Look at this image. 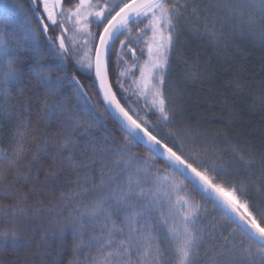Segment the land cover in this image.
<instances>
[{"label":"snow or ice","instance_id":"6c2138e0","mask_svg":"<svg viewBox=\"0 0 264 264\" xmlns=\"http://www.w3.org/2000/svg\"><path fill=\"white\" fill-rule=\"evenodd\" d=\"M191 3L12 0L22 22L13 30L0 25V97L7 103L15 92L23 110L15 113L10 146L0 147V248L23 247L28 232L35 231L30 217L46 208L53 214L54 264H62L69 232L68 264H199L206 236L212 235L203 226L207 209L195 199L199 194L234 225L219 246L211 247L209 264H221L225 256L226 264H264V196L254 201L250 195L253 188L264 192V155L256 160L237 152L226 158L214 146L201 147L192 130L177 122L178 111L165 93L177 26ZM214 7L221 28L208 27L206 20L205 31L217 42L224 40L225 23L239 35L264 40V0H216ZM191 12L203 14L196 7ZM82 74L92 77L88 85ZM112 75L125 93L137 97L134 103L143 101V108L118 98ZM33 77L42 92L29 88ZM97 85L103 114L124 134L119 143L93 135L99 118L85 107H72L67 94L87 105V89ZM29 90L34 94L27 95ZM141 147L143 154L133 152ZM49 157L45 181L39 182ZM65 160L76 172L72 186L55 201L29 203L60 179ZM48 238L45 230L42 239ZM47 255L52 253L26 251L21 264Z\"/></svg>","mask_w":264,"mask_h":264},{"label":"trees","instance_id":"16d2710c","mask_svg":"<svg viewBox=\"0 0 264 264\" xmlns=\"http://www.w3.org/2000/svg\"><path fill=\"white\" fill-rule=\"evenodd\" d=\"M215 3L216 0H192L186 15L180 18L174 46L170 52V69L166 77L165 93L172 101L171 106L178 111L177 122L183 123L192 130L196 143L201 147L214 146L222 151L226 158H231L240 152L246 158L259 160L260 156L264 155V40H261L259 35H239L236 30H231L230 28L233 27L227 23L223 26L224 40L217 42L213 39L205 31V21L207 20L208 27L215 23L218 31L220 30L221 18L220 14L216 13ZM192 7H196L203 14L193 15ZM21 22L18 10L12 6L10 0L6 5H0V25H6L9 30H13L18 29ZM196 26H199V31L196 30ZM116 46H119L118 41ZM144 59L146 55L140 57L141 62ZM58 62L55 61V63ZM72 71V68L68 69L69 76ZM112 71H115V65ZM189 72L194 75L189 76ZM91 78L86 74L80 77L85 85L89 84ZM27 83L30 89L34 87L43 91L42 86L36 83L35 77ZM111 83L118 98L128 97L124 100L125 103L143 108L142 100L134 103L137 97L132 96L131 92L125 93L116 84L115 75H112ZM125 87H128V82ZM87 90L91 97L87 105L84 101H78L71 92L67 93L72 107L75 108L78 105L85 107L99 118L100 123L90 130L93 135L100 138L106 137L109 141L121 142L124 134L110 118L103 114L105 105L102 98L96 95L98 86L95 89L88 87ZM26 94L34 93L29 90ZM22 104L23 100L17 98L15 92L7 103L0 97V147L10 146L12 133L17 123L15 113L23 110ZM12 105H15V108H12ZM5 108L9 109L7 113L4 111ZM152 119L155 117L153 116ZM49 131L55 132L56 129H49ZM80 139L86 140L88 137L81 136ZM144 151L143 147L133 149V152L140 154ZM82 152L83 147L77 151V159L81 158ZM51 162L50 157L44 161L45 168H42L39 173V182L45 181L46 167ZM63 165L65 171L61 172L60 179L55 184L49 182L46 188L40 190L44 192V195L41 196L38 191L29 203L38 198L55 201L60 191H67L68 187L72 186L69 182L75 180L76 172L69 167L68 161H63ZM253 171H255V177L260 175L257 169ZM250 195L256 201L264 196V192H258L256 188H253ZM2 199L4 198L0 197V200ZM195 199L207 209L206 213L202 210L203 226L207 232L212 233L206 236L205 249L209 250L208 256L204 255L205 249H201L199 264H209L208 257L214 255L210 251L211 247L219 246L223 235L231 232L234 225L220 208L213 206L211 200L204 199L199 194H195ZM52 215L45 208L39 214L31 216L35 231L28 232V242L17 250L0 248V261H5V264H21L25 252L28 251L52 253L45 256L43 261L39 256L35 261L30 258L28 264H54L56 257L53 245L56 241L50 238L54 223L49 222ZM217 215L225 219L228 224L227 229L210 224ZM99 226L97 225V228ZM45 230L49 231L47 240L42 239ZM236 239H240L239 233ZM66 242L67 252L63 255L62 264H68L72 256L71 232L67 234ZM226 259L227 256L221 259V264H226Z\"/></svg>","mask_w":264,"mask_h":264},{"label":"rangeland","instance_id":"374dc122","mask_svg":"<svg viewBox=\"0 0 264 264\" xmlns=\"http://www.w3.org/2000/svg\"><path fill=\"white\" fill-rule=\"evenodd\" d=\"M9 0H0V5H6ZM216 13L218 14V11L216 9ZM207 17L206 15H203ZM233 27V26H232ZM231 30H234V28H230ZM147 58V57H146ZM139 75L137 71V76ZM131 84V80L128 81V86ZM241 211L244 212L245 210L241 208ZM210 224H214L215 226L217 225L218 227H222V229H227L226 226L228 225L225 219L221 215H217L216 219L211 220ZM167 264H170V261L167 262Z\"/></svg>","mask_w":264,"mask_h":264},{"label":"flooded vegetation","instance_id":"af4514ba","mask_svg":"<svg viewBox=\"0 0 264 264\" xmlns=\"http://www.w3.org/2000/svg\"><path fill=\"white\" fill-rule=\"evenodd\" d=\"M10 1L12 3V0H10ZM28 2L30 3V0H28ZM25 6H27V4ZM56 31H58V30H55L54 29L53 31L50 32V35H55L56 34Z\"/></svg>","mask_w":264,"mask_h":264},{"label":"water","instance_id":"95a60500","mask_svg":"<svg viewBox=\"0 0 264 264\" xmlns=\"http://www.w3.org/2000/svg\"><path fill=\"white\" fill-rule=\"evenodd\" d=\"M98 86V85H97ZM102 98V97H101ZM242 212V211H241Z\"/></svg>","mask_w":264,"mask_h":264}]
</instances>
